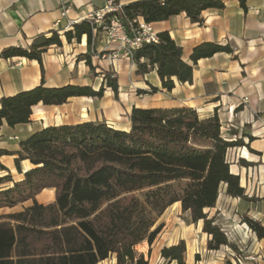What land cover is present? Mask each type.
Masks as SVG:
<instances>
[{
  "label": "trees",
  "instance_id": "obj_1",
  "mask_svg": "<svg viewBox=\"0 0 264 264\" xmlns=\"http://www.w3.org/2000/svg\"><path fill=\"white\" fill-rule=\"evenodd\" d=\"M240 3L247 9V0ZM224 8L223 0H140L113 15L132 35L140 18L151 24L185 13L193 23L204 25V11ZM100 32L102 28L88 19L64 33L68 42L87 38V52L78 60L85 61L95 76L99 74L92 59L105 53L93 45ZM158 37L157 43L132 52L136 73L143 76L156 67L167 91L175 88L174 78L192 83L194 66L183 60L182 47L169 32ZM53 46H62L57 31L38 35L27 48L9 47L0 53V59L38 61L43 77L33 89L0 98V126L3 121L10 127L30 123L33 107L39 104L61 106L75 97L103 99L108 89L119 99L114 71L101 72L98 90L72 84L46 87L43 57ZM218 53L235 51L230 44L205 42L193 49L190 59L197 64ZM156 92L152 87L151 93ZM130 122L129 131L105 121L48 126L21 141L19 150H0V158L16 157V169L23 174L15 180L0 162V170L7 173L0 176V211L32 202L21 211L0 214V264H99L113 256L112 264H149L137 247L144 242L153 245L164 227L158 224L160 218L178 202L183 212H190L192 223L203 222V232L210 237L208 250H238L206 210L216 207L223 185L228 196L248 199L229 159L231 150L244 146L243 140H234L236 132L225 136L217 114L203 118L189 107L133 108ZM23 161L33 167L23 172ZM49 189L55 191V201L39 204L38 195ZM242 221L264 240L261 222L246 215ZM186 251L181 240L161 255L169 262L188 264Z\"/></svg>",
  "mask_w": 264,
  "mask_h": 264
},
{
  "label": "crops",
  "instance_id": "obj_2",
  "mask_svg": "<svg viewBox=\"0 0 264 264\" xmlns=\"http://www.w3.org/2000/svg\"><path fill=\"white\" fill-rule=\"evenodd\" d=\"M120 7L140 0H114ZM222 10L203 12L204 25L193 23L185 13L169 20L151 23L156 34L169 32L183 49V60L194 66L192 83H179L167 91L155 67L149 74L138 75L136 64L127 57L114 63L93 57L94 72L78 57L87 52L84 38L81 42H68L64 33L84 20L103 10L109 0H0V53L9 47L27 48L40 34L57 31L62 46L51 47L43 57L45 86L62 87L68 84L93 86L98 90L103 83L102 71H114L119 78V99L107 90L103 99L75 97L61 106L33 107L31 122L10 127L6 121L0 126V150L17 151L20 142L48 126L77 124L86 121H105L111 127L129 131L130 114L133 108L189 107L203 118L217 114L222 131L229 137L231 132L244 142V146L229 152L231 171L240 177L241 186L248 199L233 198L221 188L216 207L206 210L210 217L227 234L237 251L229 246L208 250L210 237L203 232V222L192 223L190 212H183L181 204L175 203L160 218L164 227L153 245L140 244L149 264H177L162 258L165 247L186 242L185 260L188 264H233V254L258 257L264 264V240L243 223V216L264 225V0H247L244 9L240 0H223ZM65 13V15H63ZM138 21H144L139 19ZM59 25L57 26V23ZM205 42L230 44L235 53H218L194 64L190 57L193 49ZM98 53L111 52L115 45L106 33L93 39ZM21 65H18V64ZM42 70L38 61L22 57L0 59V98L14 96L42 83ZM157 89L151 93V88ZM247 102H244V99ZM15 156L4 155L0 162L9 169L15 180L20 174L15 165ZM241 160L250 163L242 166ZM23 172L33 166L29 161L21 163ZM7 173L0 170V176ZM55 201V191L44 190L37 197L39 204ZM25 207L32 202L25 203ZM5 211V212H3ZM11 210H1L10 213ZM160 221V220H159ZM138 248V247H137ZM115 256L99 264L115 263Z\"/></svg>",
  "mask_w": 264,
  "mask_h": 264
},
{
  "label": "built area",
  "instance_id": "obj_3",
  "mask_svg": "<svg viewBox=\"0 0 264 264\" xmlns=\"http://www.w3.org/2000/svg\"><path fill=\"white\" fill-rule=\"evenodd\" d=\"M120 10L121 7L116 4L114 0H109L108 5L103 10H100L90 18L102 28V30L109 37L110 42L116 44L114 50L111 52H105L99 58L114 63V61L122 57H127L132 63H134L132 52L141 48L144 44L152 42L157 43L159 41V37L154 31L152 25L146 23L145 21H137V27L135 28L133 34L130 35L123 23H121V21L113 15L118 13ZM63 15H65V13H63ZM108 15H113V17L110 19L109 23H106L105 18ZM58 25L59 22L57 23V26ZM70 26H73V24L71 23ZM18 65L21 64L19 63ZM243 101L247 102V99L245 98ZM248 230V232L254 233L251 229ZM257 260L258 257L253 255H244L243 251H241L238 254H233L230 261L233 264H246L248 261L257 262Z\"/></svg>",
  "mask_w": 264,
  "mask_h": 264
},
{
  "label": "rangeland",
  "instance_id": "obj_4",
  "mask_svg": "<svg viewBox=\"0 0 264 264\" xmlns=\"http://www.w3.org/2000/svg\"><path fill=\"white\" fill-rule=\"evenodd\" d=\"M101 33H105V32L102 30ZM74 42H76V41H74ZM84 42H86V44H87V38H86V37H84ZM25 206H26L25 204L20 205V206L16 207L15 209L11 210L10 212H13V211H21V210H23V209L25 208ZM3 212H5V211H3ZM159 222H161V219H160ZM159 222H158V223H159ZM138 249H140V246H138L137 250H138Z\"/></svg>",
  "mask_w": 264,
  "mask_h": 264
}]
</instances>
